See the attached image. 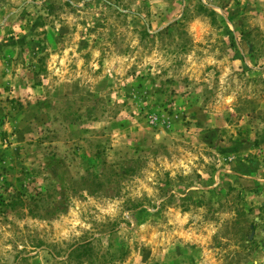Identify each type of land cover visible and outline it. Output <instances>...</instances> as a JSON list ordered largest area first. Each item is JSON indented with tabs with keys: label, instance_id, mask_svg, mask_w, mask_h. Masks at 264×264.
<instances>
[{
	"label": "rangeland",
	"instance_id": "rangeland-1",
	"mask_svg": "<svg viewBox=\"0 0 264 264\" xmlns=\"http://www.w3.org/2000/svg\"><path fill=\"white\" fill-rule=\"evenodd\" d=\"M0 264H264V0H0Z\"/></svg>",
	"mask_w": 264,
	"mask_h": 264
},
{
	"label": "trees",
	"instance_id": "trees-1",
	"mask_svg": "<svg viewBox=\"0 0 264 264\" xmlns=\"http://www.w3.org/2000/svg\"><path fill=\"white\" fill-rule=\"evenodd\" d=\"M77 249H80L79 251V258L83 256V258H92V247L89 243L83 244L82 246H78Z\"/></svg>",
	"mask_w": 264,
	"mask_h": 264
}]
</instances>
